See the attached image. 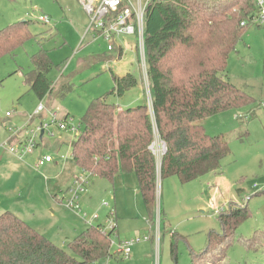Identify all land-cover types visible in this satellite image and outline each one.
<instances>
[{"label": "rangeland", "instance_id": "1", "mask_svg": "<svg viewBox=\"0 0 264 264\" xmlns=\"http://www.w3.org/2000/svg\"><path fill=\"white\" fill-rule=\"evenodd\" d=\"M45 15L49 16V23L40 20ZM23 20L29 21L34 36L13 55L0 58V142L11 135L10 127L25 125L41 103L46 106L44 115L25 129L26 135L33 136L32 130L36 131L41 122L50 123V114L55 111L60 117H72L71 124L79 130H60L51 125L44 135L39 132L34 137L38 146L24 160L2 152L0 203H10L0 206V213L10 210L18 214L70 253L69 241L91 224H107L114 215L119 237L113 234L111 240L115 247L119 242L134 240L131 257L137 248L139 255L150 251L154 264H195L191 251L202 254L209 234L223 233L219 215L227 213L233 204L248 203L251 216L238 225L226 242L224 264H264V244L256 249L247 245L255 230L264 231V194H257L264 190V108L260 106L264 100V25L247 26L230 55L226 71V77L253 96L255 102L201 121L209 134L225 135L231 152L218 170L190 182H182L177 175L160 178L155 205L149 209L135 172H120L113 181L87 175L71 155V143L83 130L81 117L94 98L104 97L127 108L137 95L136 88L123 95L111 93L113 73L132 72L142 80L136 37L116 36L110 50L104 37L88 31L91 19L85 0H0V29ZM40 50L47 51L53 63L59 65L50 74L55 90L43 100L26 82L33 68L31 58ZM62 83H72L73 90L59 97L57 90ZM145 86L149 91V83ZM138 104L142 103H131L132 107ZM161 145L159 139L154 143L159 164ZM46 155L52 156L53 161L37 167L38 160ZM83 175L88 184L79 199V211V207L68 206L69 190ZM96 214L98 217L93 218ZM220 248L214 245L212 251L204 254L205 260ZM151 254L141 264H151Z\"/></svg>", "mask_w": 264, "mask_h": 264}, {"label": "trees", "instance_id": "2", "mask_svg": "<svg viewBox=\"0 0 264 264\" xmlns=\"http://www.w3.org/2000/svg\"><path fill=\"white\" fill-rule=\"evenodd\" d=\"M256 12L255 0H149L144 19L145 70L139 56L149 99L120 108L104 97L94 98L81 117L83 130L71 143L79 169L111 181L120 172H135L149 209L155 205L160 178L177 175L185 183L218 170L231 152L229 141L224 134H209L201 121L255 102L226 77V71ZM33 36L28 20L0 29V58L13 55ZM31 61L26 82L43 100L55 90L50 74L59 65L45 50ZM113 82L111 93L123 95L138 86L139 78L132 72L113 73ZM72 90V83H62L57 94L64 97ZM157 139L166 143L160 164L152 149ZM251 213L248 203L233 204L222 212L223 233L211 232L202 254L191 251L192 262L224 264L226 242ZM103 227L91 224L69 241L71 254L21 216L5 210L0 213V264H94L112 255L111 234ZM247 240L248 248L256 249L264 244V231L255 230ZM214 245L220 250L205 260L204 254Z\"/></svg>", "mask_w": 264, "mask_h": 264}, {"label": "built area", "instance_id": "3", "mask_svg": "<svg viewBox=\"0 0 264 264\" xmlns=\"http://www.w3.org/2000/svg\"><path fill=\"white\" fill-rule=\"evenodd\" d=\"M149 0L145 2L143 0H85V8L89 13L91 24L88 31L96 32L99 36L104 37L108 42V48L112 50L114 48L112 40L116 36H129L134 35L136 37V44L138 49V54L142 61V66L145 70V40H144V19H145V9L147 7ZM257 5V12L251 17V24H257L260 26L264 25V0H255ZM40 20L43 23H49V16H41ZM245 25V22L242 23ZM148 83V81H147ZM260 106L264 108V100L260 101ZM46 106L41 103L35 112L30 115L26 124L21 127L9 128L11 135L5 141L0 142V159L3 158L2 152L18 157L20 159H25V156L29 152H33L38 146V143L34 139L37 135H44L47 130L52 126H56L60 130H67L72 132H77L79 127L71 122L73 118L69 115L65 117H60L58 111L52 112L50 114L51 122L42 123L37 127V130H32L33 136H28L25 134V129L33 123L37 117L44 115ZM11 113L8 112V115ZM38 132V133H36ZM53 135V132H51ZM162 142V141H161ZM153 151L156 153L155 146H152ZM166 151L165 143L162 142L160 154ZM53 158L50 155H46L39 159L36 163L37 167L44 165L45 163L52 162ZM88 184V178L86 180V175H83L76 179V185H74L70 190L71 198L68 201L69 207H79V199L82 193L86 190V185ZM79 211L81 208L79 207ZM96 214L93 218H97ZM116 218L111 215L108 222L103 227L105 233L117 234L115 230ZM147 237H145L146 239ZM112 245L115 246V242L111 240ZM135 241L119 242L116 245V253L121 258H128L131 253V246Z\"/></svg>", "mask_w": 264, "mask_h": 264}, {"label": "crops", "instance_id": "4", "mask_svg": "<svg viewBox=\"0 0 264 264\" xmlns=\"http://www.w3.org/2000/svg\"><path fill=\"white\" fill-rule=\"evenodd\" d=\"M137 47V46H136ZM145 81V82H144ZM147 85V81H146V79L144 78V75H143V77H142V80H140L139 79V83H138V86H136L135 88L138 90V93H137V95L135 96V97H133V100H130V102L128 103V106H132L131 105V103L132 102H136V103H144L145 101H147L148 99H149V91H148V86L146 87L145 86V84ZM127 106V107H128ZM126 107V106H125ZM6 139H8V137L6 138ZM8 156H11V158H15V156H13V155H8ZM16 158H18V157H16ZM15 158V159H16ZM19 159V161L20 160H23V159H20V158H18ZM17 159V160H18ZM4 161V159L2 158V159H0V162H3ZM9 165H12V166H15L16 165V163H11V164H9ZM11 175V174H10ZM138 189V188H137ZM4 203H10L9 201H4V202H1L0 203V206H3V204ZM106 225V224H105ZM133 228H136V227H134V225L132 226ZM133 228H130V229H133ZM116 233H117V235L116 236H118L119 235V226H118V224H117V229H116ZM131 233H135V231H133V232H131ZM120 235H121V231H120ZM119 237V236H118ZM151 238L149 237H147L146 238V240H150ZM135 244V243H134ZM133 244V245H134ZM132 245V246H133ZM113 246V247H112ZM110 248H111V256H108L106 259H104L103 261H105L104 263H101L100 261H98V262H96V263H94V264H141V262H142V260H144V259H146V257L148 256V255H150L151 254V252L149 251V252H147V253H145V254H141V255H139L138 254V251H137V248H135L134 249V256L133 257H131L132 255V253L133 252H131V254H130V256H129V258L128 259H125V260H123L120 256H118V254L116 253V248H115V246L114 245H112L111 244V242H110ZM114 249H115V251H114ZM102 261V260H101ZM149 262H151V264H154V261H153V257H152V254H151V261H149Z\"/></svg>", "mask_w": 264, "mask_h": 264}, {"label": "water", "instance_id": "5", "mask_svg": "<svg viewBox=\"0 0 264 264\" xmlns=\"http://www.w3.org/2000/svg\"><path fill=\"white\" fill-rule=\"evenodd\" d=\"M165 146H166V143H165Z\"/></svg>", "mask_w": 264, "mask_h": 264}]
</instances>
